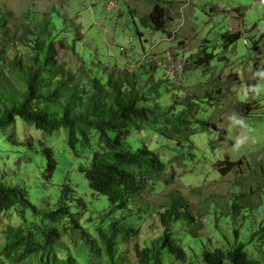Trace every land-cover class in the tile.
Listing matches in <instances>:
<instances>
[{
	"label": "clouds",
	"instance_id": "clouds-1",
	"mask_svg": "<svg viewBox=\"0 0 264 264\" xmlns=\"http://www.w3.org/2000/svg\"><path fill=\"white\" fill-rule=\"evenodd\" d=\"M0 264H264V0H0Z\"/></svg>",
	"mask_w": 264,
	"mask_h": 264
},
{
	"label": "rangeland",
	"instance_id": "rangeland-1",
	"mask_svg": "<svg viewBox=\"0 0 264 264\" xmlns=\"http://www.w3.org/2000/svg\"><path fill=\"white\" fill-rule=\"evenodd\" d=\"M75 146H76V147H79V145H75ZM65 159H66V158H65ZM74 183L76 184V188H77V189H79V188L81 187V184H80L79 179H75V180H74ZM69 203H71V201H70ZM94 203L98 205V204L100 203V201H95ZM118 210H119V209H117V211H118ZM239 211H240V213H241L242 215L245 213V210H244L243 208H241ZM87 219H89V218L87 217V215H85V217L82 218V220H87ZM221 222H222V221H221ZM103 223H106V221L101 222L98 226H99V227H103ZM86 230H87V229H86ZM217 237H218V233L213 234L212 236H209V240H215ZM239 238H240V237L238 236L237 239H239ZM186 239H187V237L182 238V240H186ZM195 243H196V240H195V238L193 237V238H192V244H190L189 247H193V250H194V251L196 250V249L194 248Z\"/></svg>",
	"mask_w": 264,
	"mask_h": 264
}]
</instances>
